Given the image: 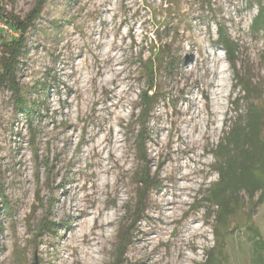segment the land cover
<instances>
[{
	"label": "rangeland",
	"instance_id": "obj_1",
	"mask_svg": "<svg viewBox=\"0 0 264 264\" xmlns=\"http://www.w3.org/2000/svg\"><path fill=\"white\" fill-rule=\"evenodd\" d=\"M258 11L255 0H0V60L17 37L3 18L33 15L16 90L0 87V264H203L216 247L218 264H255L251 229L264 241L258 185L226 191L222 230L211 192L228 128L260 115L264 138ZM223 33L236 44V71ZM254 140L244 143L259 151ZM262 171L264 179V163ZM97 208L112 222L97 230L105 239L94 261L73 231L91 218L73 216ZM190 223L202 236L187 235Z\"/></svg>",
	"mask_w": 264,
	"mask_h": 264
},
{
	"label": "trees",
	"instance_id": "obj_2",
	"mask_svg": "<svg viewBox=\"0 0 264 264\" xmlns=\"http://www.w3.org/2000/svg\"><path fill=\"white\" fill-rule=\"evenodd\" d=\"M259 6L258 15L254 18L252 23L253 30H259L264 24V0H255ZM41 3L39 4V8ZM40 10V9H39ZM38 10V11H39ZM33 11L34 14H38ZM30 16V19L25 21H20L15 17H5L3 21L6 26H9L15 33L17 37L12 39L11 42L6 43L7 55L5 58L0 60V87H3L5 84H9L13 90L15 89V72H16V62L21 56V52L24 44V35L27 31L28 26L32 23L33 20ZM219 45L224 52L229 66L236 71V44L230 40L225 33L220 35ZM157 54L160 59H163L161 50H157ZM242 90L246 96L249 94V88L247 84L240 82ZM6 86V85H5ZM145 99L152 100V97H147L146 93L143 94ZM154 96V95H153ZM21 103V102H19ZM152 104V103H151ZM21 114L25 116H30L33 112L32 109L28 108L25 103H21ZM146 114L150 113V109L145 112ZM141 112V116H144ZM248 116H251V124L248 127L234 125L224 134L225 139L222 145L218 146L215 152V157L219 162L217 173L219 175V180L215 184L214 190L211 192V198L213 207L216 209L215 221L219 229H224L226 223L231 214H227V211L230 210L225 201L226 191H247L250 193V188H254V184H257L259 189V200L264 198V179L262 166L264 163V138L260 137V124L263 121L260 115H253L249 113ZM261 117V118H260ZM249 129L250 138L254 135V145L260 146L259 151H252L249 149L248 144L244 143V139L247 134L246 131ZM248 147V148H247ZM235 156L232 158L228 154V150H232ZM249 168V171L246 170ZM238 169V170H237ZM238 183V184H237ZM141 184H145L142 181ZM252 237L250 239L253 247V262L255 264H264V241L261 238V235L255 230L251 229ZM215 240L218 241V235L215 234ZM218 248V247H216ZM214 249L211 255L207 256L205 263L203 264H218V253L217 249Z\"/></svg>",
	"mask_w": 264,
	"mask_h": 264
},
{
	"label": "bare ground",
	"instance_id": "obj_3",
	"mask_svg": "<svg viewBox=\"0 0 264 264\" xmlns=\"http://www.w3.org/2000/svg\"><path fill=\"white\" fill-rule=\"evenodd\" d=\"M203 61L206 60V57H202ZM207 61V60H206ZM213 73V72H212ZM210 74V73H209ZM206 92L205 89H202V94L204 95V93ZM219 100V99H218ZM181 113V112H180ZM185 114L187 112H184ZM192 121V120H191ZM209 121V120H208ZM206 122V121H205ZM210 125V124H209ZM191 130L192 131H195V132H198L197 130V127L195 125H191ZM109 132V131H108ZM183 134V133H182ZM197 137H200L202 140L204 141H208L210 139V135L206 132H198V136ZM106 139H109V133L107 134V136H105V140ZM182 141H185L184 138H182ZM196 143H198V140L196 141ZM107 149V148H106ZM98 154H100L101 152L98 151L97 152ZM107 155L110 157L111 156V151H106ZM113 155V154H112ZM113 168V166L111 165H104V172H109L111 171V169ZM193 172V171H192ZM190 175V174H189ZM183 176V175H182ZM186 176V174H185ZM190 177V176H189ZM186 178V177H185ZM192 178V177H191ZM184 179V178H182ZM194 179V178H193ZM190 182V181H189ZM193 188V187H192ZM183 190H186V191H189L190 188L189 187H184L182 188ZM94 194L95 192H89L85 198L86 199H92V197H94ZM174 201V200H173ZM171 202V201H170ZM182 203V202H180ZM172 205L173 202H171ZM168 205H170L169 202L165 203L164 206L167 207ZM172 209V208H171ZM174 210V209H173ZM68 211L70 212H75L77 211L76 210V205H72L69 207ZM70 214V213H69ZM79 216H83V218L85 217H89L91 218V223L92 225L90 226L88 224V221L86 219H83L81 221H78L76 223V226L75 228H73L77 234L79 233V237L81 238V243L84 244L85 247L81 248L82 252L85 253L86 255H88L90 258H92L94 261L98 260L99 258H96L95 257V252H96V249L95 248H100V250H103V247H102V244H101V238H104V235H102L101 233H98L97 230H102L104 229L105 227H107L111 222V218L109 217L108 214H106L104 212L103 209H98L97 208V211L96 212H91L88 210H83L81 212H79L77 215L73 216V219L75 217L79 218ZM105 219V220H103ZM87 231V232H86ZM185 232L187 233V235L189 237H196V236H199L201 235L202 236V233H200V231L198 229H196L194 226L190 224H188L185 228ZM185 233V235H186ZM70 239V238H69ZM195 244V243H194ZM101 246V247H100ZM74 248V247H73ZM74 253V252H73ZM75 255V254H74ZM73 262H77V259L75 257H73Z\"/></svg>",
	"mask_w": 264,
	"mask_h": 264
}]
</instances>
